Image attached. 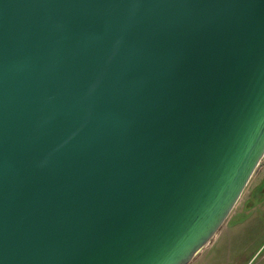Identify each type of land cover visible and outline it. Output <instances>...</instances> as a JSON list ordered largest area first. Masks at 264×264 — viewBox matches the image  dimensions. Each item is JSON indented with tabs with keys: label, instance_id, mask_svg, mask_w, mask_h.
I'll use <instances>...</instances> for the list:
<instances>
[{
	"label": "water",
	"instance_id": "1",
	"mask_svg": "<svg viewBox=\"0 0 264 264\" xmlns=\"http://www.w3.org/2000/svg\"><path fill=\"white\" fill-rule=\"evenodd\" d=\"M264 159V0H0V264H190Z\"/></svg>",
	"mask_w": 264,
	"mask_h": 264
},
{
	"label": "rangeland",
	"instance_id": "2",
	"mask_svg": "<svg viewBox=\"0 0 264 264\" xmlns=\"http://www.w3.org/2000/svg\"><path fill=\"white\" fill-rule=\"evenodd\" d=\"M263 181L264 161L219 234L190 264H264Z\"/></svg>",
	"mask_w": 264,
	"mask_h": 264
},
{
	"label": "flooded vegetation",
	"instance_id": "3",
	"mask_svg": "<svg viewBox=\"0 0 264 264\" xmlns=\"http://www.w3.org/2000/svg\"><path fill=\"white\" fill-rule=\"evenodd\" d=\"M262 188V189H261ZM261 188H260V194L261 195H264V181H263V184H262V186H261Z\"/></svg>",
	"mask_w": 264,
	"mask_h": 264
}]
</instances>
